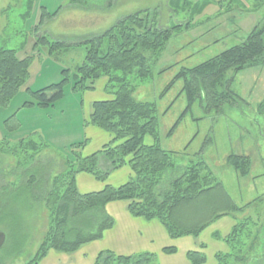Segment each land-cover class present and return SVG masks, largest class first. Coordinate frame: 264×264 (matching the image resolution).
<instances>
[{"label": "trees", "instance_id": "16d2710c", "mask_svg": "<svg viewBox=\"0 0 264 264\" xmlns=\"http://www.w3.org/2000/svg\"><path fill=\"white\" fill-rule=\"evenodd\" d=\"M224 1L229 0H168L167 7L173 11H188L185 23L164 26L160 23L157 9L137 10L85 40L86 53L73 72L75 81L72 89L76 92L92 90L97 80L106 79L104 90H109L111 98L94 101L85 123L107 132L111 140L87 156L80 153L84 141L72 143L69 151L73 159H67L64 170L53 177L50 176L51 164L44 160L36 165L35 160L25 162L21 180L16 185L1 181L4 174L0 171V229L13 217L22 215L20 210L31 211L42 205L50 212L47 234L34 256L24 264H39L50 249L72 253L81 245L101 238L114 223L105 210V205L112 201H126L127 210L133 217L157 220L172 239L186 235L197 237L215 219L231 215L235 220V212L244 211L245 206H236L200 153L197 160L188 165L176 166L173 159L175 152L159 145L155 102L136 100L132 95L135 85L129 79L131 75L140 81L148 78L151 75L150 63L158 60L169 40L189 29L194 17L200 15L209 3L215 2L219 13ZM232 1L236 2V6L246 8L245 0ZM256 1L264 3V0ZM83 2L71 0L76 5ZM56 13H49L43 8L39 24ZM37 45H48V51L52 53L63 43L42 34L33 48ZM31 62L30 55L19 57L16 50L0 47V108L8 106L26 83ZM261 64H264V15L250 29L244 41L193 67L182 68L175 75L174 80L181 79L183 82L182 90L186 98L184 112L190 110L196 101L203 105L205 111H221L224 103L235 100L236 93L230 89L234 74ZM61 72L63 76L56 83L37 90L26 88L33 101H24L21 106H53L62 98L69 79L67 70ZM3 123L9 133L20 126L15 113ZM147 137L151 139L150 143H146ZM7 140L0 141V147H7L8 152L14 155L28 151L30 159L47 147L30 136L22 137L12 146L7 144ZM211 141L212 138L208 137L204 145ZM226 161L240 176L248 174L250 159L247 155L230 154ZM123 166H128L132 173L123 184L105 185L101 190L87 193L78 191V173H88L98 181H105L111 171ZM250 222L251 218L243 217L235 220V225L225 237L214 234L228 246L238 248L233 256L243 262L255 248L251 243L244 251L240 250L242 228ZM18 227L22 224L9 231ZM176 251L175 246L162 248L165 254ZM186 256L191 264H206V256L201 251L190 250ZM228 256L217 253V264H224ZM156 260V254L147 251L119 255L104 250L97 254L93 264H156Z\"/></svg>", "mask_w": 264, "mask_h": 264}, {"label": "rangeland", "instance_id": "374dc122", "mask_svg": "<svg viewBox=\"0 0 264 264\" xmlns=\"http://www.w3.org/2000/svg\"><path fill=\"white\" fill-rule=\"evenodd\" d=\"M167 2L84 0L83 4L76 5L71 0H0V47L16 50L19 57L32 56L28 80L8 106L0 108V141L7 138V144L12 146L22 137L30 136L47 145L34 154L33 159H30L28 151L14 155L8 152L7 147H0V171L4 174L1 181L18 184L28 160H35V165L42 160L49 162L51 177L64 170L65 161L73 159L69 147L77 139L80 126L86 119L85 106L91 97H100L109 91L103 92L99 88L105 84V78L101 82L97 80L92 91L76 92L72 89L75 81L73 72L86 53L85 40L137 10L157 9L160 23L164 26L185 23L188 11L175 12L167 7ZM235 3L224 1L219 13L215 2L209 3L200 15L194 17L190 28L175 34L158 60L150 63L151 75L148 78L140 81L131 75L129 79L135 85L132 95L136 100L155 102L159 145L175 152L176 166L188 165L197 160L200 153L236 206H245L241 213L235 212L236 216L251 218L250 224H264V64L247 67L234 74L230 89L236 93L235 100L224 103L221 111H205L203 105L196 101L190 110L184 112L183 82L174 80L182 68L193 67L244 41L250 29L264 15V3L245 0L246 8ZM43 8L49 13H57L39 24ZM42 34L63 45L52 53H49L48 45L33 48ZM63 69L67 70L69 79L55 107L29 109L21 106L24 101H33L26 88L37 90L58 82ZM13 113L20 126L9 133L3 121ZM208 137L212 141L204 145ZM145 141L150 142L147 138ZM230 154L249 157L247 175L240 176L227 163L226 157ZM20 211L22 215L13 217L0 229L6 236L0 248V264L27 263L47 234L49 210L41 205L31 211ZM18 224L22 227L9 231ZM253 253L264 254L262 236ZM259 264H264V259Z\"/></svg>", "mask_w": 264, "mask_h": 264}, {"label": "crops", "instance_id": "0c3cea01", "mask_svg": "<svg viewBox=\"0 0 264 264\" xmlns=\"http://www.w3.org/2000/svg\"><path fill=\"white\" fill-rule=\"evenodd\" d=\"M252 18L255 19V17ZM102 80L103 78L100 79V82ZM104 86L105 84L103 86L100 85V90L103 91ZM110 98L111 94L105 92L100 97H91L89 104L85 106L86 119H88L91 105L94 101ZM34 107H30L29 109H33ZM53 107H55V104ZM80 111H82V108H80ZM86 119H84V124L80 126L81 131L77 139L72 142H85L83 148L80 150L83 156L99 150L111 140L110 134L98 127L86 124ZM147 139L151 142L149 137ZM131 174L130 168L123 166L111 171L105 181H98L90 174L81 172L76 175V187L80 193L98 191L105 185L119 186L123 184L129 179ZM105 210L113 218L114 223L111 228L103 232L101 238L81 245L72 253L49 250L39 264H93L97 254L104 250H110L119 255H131L142 251L152 252L156 254V264H191L186 256V253L190 250L203 252L206 256V264H217L215 259L217 253L229 254L224 264H252L253 262L259 264L264 259V254L250 253L244 262L239 261L240 258L238 259V257L233 256L238 248L230 247L220 239L228 235L235 225V220L239 221L243 217L239 218L235 216L234 220L231 215L222 216L209 223L197 237L186 235L172 239L157 220H145L140 217L131 216L127 210L126 201L108 202L105 205ZM251 225L253 226L252 228H250ZM214 234H217L220 238L214 237ZM260 236L264 238V224H244L239 238L241 242L240 250L244 251L253 243L255 251L259 244ZM168 246H175L177 251L173 254L163 253L162 248ZM241 254L242 252L240 256Z\"/></svg>", "mask_w": 264, "mask_h": 264}, {"label": "water", "instance_id": "95a60500", "mask_svg": "<svg viewBox=\"0 0 264 264\" xmlns=\"http://www.w3.org/2000/svg\"><path fill=\"white\" fill-rule=\"evenodd\" d=\"M5 233L0 230V248L3 246L4 242H5Z\"/></svg>", "mask_w": 264, "mask_h": 264}]
</instances>
